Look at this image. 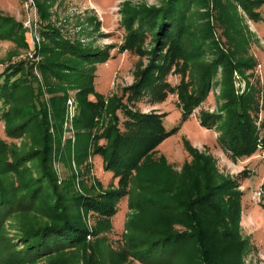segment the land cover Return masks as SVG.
Returning a JSON list of instances; mask_svg holds the SVG:
<instances>
[{
  "label": "trees",
  "instance_id": "obj_1",
  "mask_svg": "<svg viewBox=\"0 0 264 264\" xmlns=\"http://www.w3.org/2000/svg\"><path fill=\"white\" fill-rule=\"evenodd\" d=\"M213 4L217 27L226 35L223 44L216 37L209 0H167L158 8L124 4L125 40L117 52H129L140 62L134 83L108 100L96 92V68L113 58L114 45H84L49 23L40 29L43 59L38 69L51 98L45 101L32 62L10 63L0 73V121L10 140L0 138V264H76L80 257L93 264L87 239L112 228L124 199L130 216L124 252L114 257V264H124V259L139 264H245L250 244L241 235V181L220 175L215 160L188 143L191 160L180 173L163 157L155 161L158 147L177 129L166 131L164 113L137 110L144 99L155 106L172 95L186 121L220 87V109L203 113L201 126L219 133L217 142L233 162L264 150L261 89L249 85L238 96L233 79L235 72L255 65L226 46L227 33L239 19L238 7L258 23L264 0ZM37 10L47 21L42 3ZM0 40L28 48L23 23L2 14ZM148 41L156 45L151 53L145 49ZM145 57L150 58L147 67L141 61ZM170 76H179V84L172 85ZM71 90L77 91L79 108L76 139L63 147ZM57 154L71 171L62 182L54 167ZM98 155L104 169L118 179L117 188L89 184L90 160ZM261 188L264 192V184ZM92 215L96 222L90 228L87 218Z\"/></svg>",
  "mask_w": 264,
  "mask_h": 264
},
{
  "label": "rangeland",
  "instance_id": "obj_2",
  "mask_svg": "<svg viewBox=\"0 0 264 264\" xmlns=\"http://www.w3.org/2000/svg\"><path fill=\"white\" fill-rule=\"evenodd\" d=\"M167 0H0V14L14 18L17 22L23 23L28 48H20L16 43L8 40H0V73L10 63L28 61L34 63V75L38 86L45 90L44 78L38 69V63L42 61L39 51L42 46L41 27L45 24H52L59 28L64 36L72 40H80L84 45H91L96 48H106L114 45L111 50L113 56L107 63L99 64L96 68L95 88L97 94L108 100L113 95H121L123 88L132 85L135 81V71L140 62L139 57L126 52L119 54L118 48L124 43L125 30L122 26V9L124 4L131 7L158 8ZM211 16H215L216 37L223 44L226 35L218 28L216 20L217 10L213 0H209ZM38 3L43 4V10L48 16L43 22L38 13ZM208 10L207 8L202 11ZM208 10V11H209ZM262 13V20L258 23L249 19L247 14L238 7L239 19L234 28L227 33L230 43V52L234 51L239 58L248 59L255 65L253 69L244 73H234V87L236 94L241 96L249 85L258 86L261 89L260 106L264 101V6L259 10ZM32 18V19H31ZM31 19V21H29ZM32 27V29H30ZM223 33V34H222ZM229 34V35H228ZM156 45L148 41L145 49L153 52ZM224 48H226L224 46ZM227 49V48H226ZM229 51V50H228ZM229 53V52H228ZM143 66L150 64V58L141 60ZM217 80H220L218 76ZM172 85H178L179 76H170ZM37 87V84H36ZM220 87H214L206 101L194 111L193 115L186 121H182V112L176 107V96H169L168 99L159 105L151 106L147 99L139 104L137 110L149 113L156 111L164 113V128L166 131L177 129V132L164 141L156 150L155 161L163 157L167 164L180 173L186 162L191 157L186 149L188 143L201 153L211 156L216 163L220 175L228 179L238 178L241 181L240 191L244 192L242 200L241 235L249 240V250L245 257V264H264V150L251 159L233 162L222 150L217 142L219 133L216 130H208L201 126L200 117L203 113H217L220 109L219 95ZM76 90L69 91L68 101L73 103L74 117L69 115L68 101L65 108L63 122V134L61 145L64 147L68 142L74 143L76 130L74 122L79 114L76 100ZM45 101L51 98V94H44ZM121 116V114H119ZM264 112H260V118ZM260 124V123H259ZM4 122L0 121V138L10 142L5 135ZM54 131V130H53ZM54 135L57 136L55 132ZM20 145L21 141H16ZM57 154L54 160V167L59 177V182L67 179L71 171L59 160ZM91 173L89 184L100 182L104 189L118 187V179L114 178L112 172L104 169L101 156H94L90 160ZM75 170V164L73 162ZM78 170V169H77ZM247 173V178L243 175ZM81 180L82 177L80 176ZM81 184V183H80ZM130 216L127 199L122 200L118 205V212L112 219V228L98 236H89L87 239V255L93 256V264H114L112 261L124 252L125 225ZM96 217L87 218L90 228L95 227ZM103 239V240H100ZM98 241V242H97ZM88 256V257H89ZM124 264H139L131 259H124ZM76 264H84L82 257Z\"/></svg>",
  "mask_w": 264,
  "mask_h": 264
},
{
  "label": "built area",
  "instance_id": "obj_3",
  "mask_svg": "<svg viewBox=\"0 0 264 264\" xmlns=\"http://www.w3.org/2000/svg\"><path fill=\"white\" fill-rule=\"evenodd\" d=\"M31 19L29 21H31ZM30 29H32V27ZM68 106H69V112L68 113L72 119L74 117V112H73V103L71 100L68 101Z\"/></svg>",
  "mask_w": 264,
  "mask_h": 264
}]
</instances>
